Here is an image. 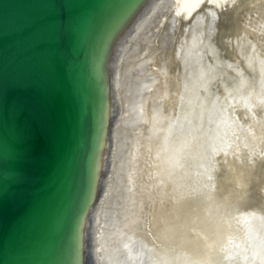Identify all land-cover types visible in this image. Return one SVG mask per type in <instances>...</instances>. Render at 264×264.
Listing matches in <instances>:
<instances>
[{
  "label": "bare ground",
  "instance_id": "6f19581e",
  "mask_svg": "<svg viewBox=\"0 0 264 264\" xmlns=\"http://www.w3.org/2000/svg\"><path fill=\"white\" fill-rule=\"evenodd\" d=\"M88 69L46 264H264V0H115Z\"/></svg>",
  "mask_w": 264,
  "mask_h": 264
},
{
  "label": "water",
  "instance_id": "95a60500",
  "mask_svg": "<svg viewBox=\"0 0 264 264\" xmlns=\"http://www.w3.org/2000/svg\"><path fill=\"white\" fill-rule=\"evenodd\" d=\"M114 2L0 0V264L48 263L78 177L90 40Z\"/></svg>",
  "mask_w": 264,
  "mask_h": 264
}]
</instances>
